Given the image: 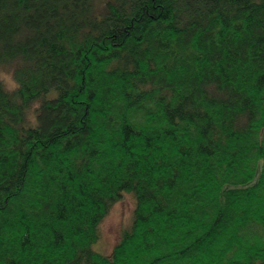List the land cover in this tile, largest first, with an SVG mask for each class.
<instances>
[{
  "label": "trees",
  "instance_id": "trees-1",
  "mask_svg": "<svg viewBox=\"0 0 264 264\" xmlns=\"http://www.w3.org/2000/svg\"><path fill=\"white\" fill-rule=\"evenodd\" d=\"M6 65L0 264H264V0H0Z\"/></svg>",
  "mask_w": 264,
  "mask_h": 264
},
{
  "label": "rangeland",
  "instance_id": "rangeland-1",
  "mask_svg": "<svg viewBox=\"0 0 264 264\" xmlns=\"http://www.w3.org/2000/svg\"><path fill=\"white\" fill-rule=\"evenodd\" d=\"M0 78L9 89L16 88L13 76V65L0 68ZM136 199L132 193L126 192L109 209L100 225V240L94 248L98 252L110 254L115 245L121 240L123 233L130 228L133 222Z\"/></svg>",
  "mask_w": 264,
  "mask_h": 264
},
{
  "label": "bare ground",
  "instance_id": "bare-ground-1",
  "mask_svg": "<svg viewBox=\"0 0 264 264\" xmlns=\"http://www.w3.org/2000/svg\"><path fill=\"white\" fill-rule=\"evenodd\" d=\"M95 246V245H94Z\"/></svg>",
  "mask_w": 264,
  "mask_h": 264
}]
</instances>
